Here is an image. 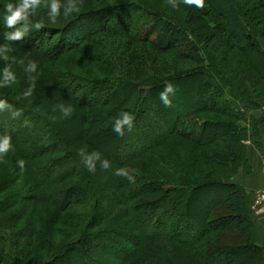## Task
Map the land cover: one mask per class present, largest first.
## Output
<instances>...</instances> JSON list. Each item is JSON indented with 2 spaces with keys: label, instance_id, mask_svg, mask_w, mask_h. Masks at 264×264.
I'll use <instances>...</instances> for the list:
<instances>
[{
  "label": "trees",
  "instance_id": "obj_1",
  "mask_svg": "<svg viewBox=\"0 0 264 264\" xmlns=\"http://www.w3.org/2000/svg\"><path fill=\"white\" fill-rule=\"evenodd\" d=\"M244 3L245 1L241 3L228 1L222 4L217 12L221 24L218 28L226 33L236 49L257 50L258 56L262 57L264 63V39H257L251 30L252 22L256 18L250 17L254 13L252 7L249 8L251 4ZM90 7L95 15L92 26L95 29L92 30L102 33L109 29L113 38L120 39L124 43L117 41V45L111 49L87 46V42L90 41L92 44L94 41L85 37L87 35L84 34L83 28H74L71 17L68 20L58 17L59 21L56 25L46 24L39 31L33 30L23 40L7 42L12 51L8 53L6 61L0 59V70L7 66L16 76L14 84L0 88V99L6 100L12 105L13 111L18 113L13 116L12 112L8 111L0 123V135L10 136L13 145V150L8 153L13 157L12 161L5 163L6 166H3L4 162L1 164L5 170L0 175V264L7 263V260H12L15 255L33 258L35 255L33 248L36 249L34 245L41 247L39 242L43 237L47 242L43 248H49L52 252L40 260L32 262L26 260L27 264H83L84 262L156 264L161 260L165 263L166 258H160V251L169 250L164 247L166 239L169 238L155 240L159 243V247L151 250L152 258L149 259L143 251L145 246L151 248L152 243L147 242L144 246L139 240L142 234L137 226H133V222L140 223L145 206L147 210L158 204L155 202L151 205L147 201V196L160 197L159 202H162L161 194L178 193L180 200L174 204V207L180 217L183 199L205 191L210 185L218 186L224 191L222 196L224 208L219 211L215 208L213 213L214 221L223 231L222 236L226 241L218 242L214 248L205 246L200 251H194L193 247L198 238L201 239L210 230L208 226L211 225H208L195 231L196 235L186 241L184 248L189 253L194 251L196 257H191L189 254H175L173 257L179 261V264H232L231 261L237 260L238 250L237 246L228 242L231 241L228 238L237 236L249 242L241 248V252H261V264H264V221H259L255 216L250 207V193L235 179L237 173H251L253 170L245 155L247 144L243 134L244 129L237 124V121H227L224 126L218 124L212 126L213 130L207 132L208 139L203 136L205 126H200L198 133L200 138L187 136L188 140L195 144L207 143L216 128H223L222 142L225 152L215 151L212 153V158L221 165L222 169H225L220 170L221 177L214 181L199 182L193 179L187 180L186 183L179 179H184L185 174L171 172L167 166L160 163L163 158L151 156L152 154L156 156V151L162 150V147L166 148L171 137L176 135V124L181 112L173 116L170 127L158 133L157 137L154 132H151L150 136L144 133L146 124L151 123L149 121L151 118L145 115V112L148 109L152 110L155 103L160 104L161 101L159 103L156 101L160 99L159 93L164 91L167 83H171L174 89L181 86L180 84L186 85L188 89L197 85L192 79V74L187 73L186 69L175 72L176 65L172 63L173 61L170 63L151 54L174 52L180 60L190 61L203 68L207 62L205 57L207 50L203 47L204 43H201L200 34L188 28L187 24L175 21L166 11L148 7L144 0H117L102 6L92 3ZM45 8L44 11L37 13L39 16L36 18L31 17L33 22L41 16L48 19L46 15L48 9ZM59 11L62 13L64 9ZM133 13L137 16H132ZM198 16L199 10L194 13V20ZM259 16L263 18L264 12ZM122 27L124 33H119L117 30ZM6 31L10 29L0 23V44L6 43L3 39ZM212 36H206L205 42L212 40ZM131 43L143 45L149 51L140 50ZM73 54L79 60L73 57ZM67 58L72 60L66 61ZM20 59L24 60L25 65L29 60L37 63V73L32 74L36 77L35 82L24 72V65L15 62ZM258 60L261 64L260 59ZM67 64L71 72L67 69L69 68L66 67ZM78 65L82 68L83 75L73 73V68L76 71L80 69ZM252 65L259 71L257 65ZM252 73L247 70H235L232 78L238 91H244L250 83H253L255 79ZM62 79L67 81L66 84L59 82ZM105 83L108 84L106 87L103 86ZM83 87L84 91L81 90ZM29 88L32 89V93L24 98L23 93ZM235 99L232 97L228 101L230 108L226 115L228 117L233 115L234 119H238L239 112L238 106L234 104ZM63 100L67 101V103L63 102V108L73 109L69 118L57 115L62 111L59 105ZM147 101L151 103L147 104ZM207 102L203 100L202 105L199 104L196 109L206 110ZM244 102L242 105L260 107L264 103V88L252 99ZM42 109L45 110L44 113ZM121 112H129L134 116L133 131L144 126L139 133L135 132L136 137L130 135L128 131L123 137L112 131L114 120ZM50 114L61 120L62 127L66 123L67 125L71 123L80 132L81 143L83 141L87 146L86 151L101 153L103 158L111 162V169H101L97 164L95 174L89 173L82 166L78 152L67 145L63 136L65 130L57 126ZM25 123L33 125L34 132L24 135L23 132L28 127L22 125ZM129 137H135L137 140L128 144L126 141ZM106 142H114L116 147L104 145ZM146 156H150L149 162L152 165L148 164L144 172L140 165L137 166L134 162ZM116 157L117 160L114 159ZM19 159L25 161L23 171L16 164ZM13 160H15L14 165H12ZM128 163L132 169L129 173L135 176L134 183L113 175L115 168L126 167ZM144 173L146 178L142 176ZM149 173L152 175L156 173L154 176L157 177H147ZM21 174L29 180L27 189L33 191L32 195L29 193L30 195L28 194L25 199L36 204L50 205L53 208L52 211L49 210L50 215L44 234L35 232L37 217L33 221L36 224L31 227L32 230L28 235L31 236L29 242L33 240L34 244L30 245L27 242L32 249H29L27 244L22 246L23 244L15 241L9 229L10 225H6L7 219H11L18 204L15 192L9 191L15 186L17 176ZM174 178L179 183L173 181ZM198 189L199 191H196ZM254 193L255 191L252 194L253 198ZM76 202L85 204L87 208L80 217L72 215L76 209L71 206L76 205ZM208 208L207 215L211 210ZM72 216L73 223H70ZM154 217L152 214L149 219L146 218L151 231H156L154 229L158 224ZM127 219L131 220V231L127 230ZM165 224L163 223L166 230L172 235L175 231L173 225ZM66 228H77L78 231L61 245L53 246L49 236L52 235L53 239V234L61 235ZM230 230H234V233L227 237ZM16 234L18 232H15ZM21 235L20 231L19 236ZM123 238L127 239L129 248L120 243L122 240L125 241ZM169 253L171 252L168 251L167 255H170ZM234 264L243 263L237 260Z\"/></svg>",
  "mask_w": 264,
  "mask_h": 264
},
{
  "label": "rangeland",
  "instance_id": "obj_2",
  "mask_svg": "<svg viewBox=\"0 0 264 264\" xmlns=\"http://www.w3.org/2000/svg\"><path fill=\"white\" fill-rule=\"evenodd\" d=\"M111 1L114 2L117 0H83L81 13L79 15L73 13L71 19L73 20V24L75 25L74 28H83L84 34L87 35L85 37L94 41V44H91L90 41L87 42V46L93 45V47L95 48L101 46L111 49V47L117 45V41H121L124 43V41L120 39L117 40L116 38H113L109 29L108 31L102 33H99L98 30H92L95 29L92 28L93 21L95 20V15L91 11L92 8L90 7V5L93 3L102 6L109 4ZM228 1H237L238 3H241V1H245V3L251 4L249 8L252 7L251 9H253L254 13H252L250 17L252 16L253 18L254 16V18H256L252 22L251 30L253 31L257 39H264V17L260 18L259 16L261 12H264V0H205V5L203 8H196L194 5L188 7L183 5L181 0H177V3L179 4V10L173 9L169 3V0H144V3L148 5V7H156L166 11L167 14L171 16V18H173L175 21H181L183 24H187V27L192 29V31L195 30L197 33H199L201 43H204L203 47H205V49L207 50L205 51L207 62L205 64V67L203 68L198 67L196 64L190 61L180 60L179 57L174 54V52L162 54L153 52L151 54L152 56L160 57V59H166L170 63L173 61L172 63L176 65V68H174L175 72L180 69H186L187 73L192 74V79L197 82V85L196 87L191 86L188 89L186 85L180 84L181 86H177L175 88L174 94L168 93V97L171 100L170 107L166 108L163 104V101L161 99H158L156 102L159 103L161 101L160 104L155 103V105L152 106V110L148 109L147 112H145V115L151 118L149 120L151 121V123L146 124L145 127L142 126V128H138L130 132V135H135V132L139 133V131H141V129H143L144 127L145 135L148 134L150 136L151 132H154L156 133L157 137L158 133H162L170 127V122L173 116L181 112L176 124V135L171 137L169 145L166 148L162 147L163 149L160 151H156V156L154 154L150 155L156 158H163V161L160 163L164 164V166H167L171 172L176 174L182 172L181 174H185L184 179H179L181 181H186V183H188V181H192L193 179L199 182L206 180L214 181L221 177V171L225 169H222L221 165H219V163L212 158V153L215 151L225 152L224 143L222 142L223 128H216V130L212 132L213 135L207 143L198 142V144H195L193 143V141L188 140L187 136H196V138H200L201 136L200 134H198L200 131V126H205L203 136L206 137V139L209 138L207 137V132L213 130L212 126H216L217 124L218 126H224L227 121L233 120H236L237 124L244 129L243 134L246 137L245 143L247 145H250V141L254 139V137H256V139H259L263 138L264 136V103L258 108L248 106L247 104L242 105V102L245 103L244 101H246L247 99H252L256 93L260 92V90L264 88V63L262 57L258 56L257 50L254 49L252 51H246L236 49L233 46L232 41L227 37L226 33L218 28L221 27V24L217 12L222 4ZM7 2H9V0H0V23L2 25H4L2 21L3 6ZM11 2H16V0H11ZM49 2L50 0H41V5L38 8L37 13L44 11L46 9V5ZM60 2L64 4L65 2H67V0H62ZM198 10L199 16L194 20V13H196ZM37 16L39 15L34 16L32 19L36 18ZM132 16L136 17L137 14L133 13ZM29 20H31V17H29ZM123 29L124 28L122 27L117 31L119 33H124ZM208 35L213 36L212 40L206 43V36ZM131 44L134 45V47L139 48L140 50H145L146 52L149 51L147 50V47H144L143 45H138L135 43ZM72 56L75 57V54H73ZM69 59L70 58H67L66 61L72 60ZM258 59H260L261 64H259ZM252 64L257 65L259 71L254 69ZM73 66L76 67V65ZM66 67H69V65ZM78 67L80 69H78L77 71L73 68V73L83 75L82 68L80 67V65H78ZM67 69L71 72L70 67ZM235 70H247L250 73L253 72L252 76L255 80L253 81V83H250L247 86V88L244 90L245 92L238 91L234 86L232 76L235 73ZM185 79L187 80V77ZM59 82L61 84H66L67 81L62 79ZM68 83L71 84V82ZM72 83L75 84V82ZM207 84H210V86ZM107 85V83L103 84V86L105 87ZM81 90L84 91L85 88L83 87ZM230 96L236 98L234 104L236 107L238 106V119H234L235 116L233 115L232 117H228L226 115L227 111H229L230 108V104L228 101L232 99V97L230 98ZM238 99H241L242 102ZM203 100L208 101L206 104L204 103L206 110L196 109L199 104L202 105ZM63 102L67 103V101L63 100L61 101L62 105ZM150 103L151 102L147 101V104ZM44 111L45 110L42 109L43 113ZM7 112V110L0 112V123L2 122V118L6 115ZM57 115H61V117H64L62 115V111H60ZM50 116H52V119L55 121L57 126H60L61 120L55 117L57 119L56 120L52 114H50ZM66 117L69 118V115ZM22 125L26 127L28 126L27 130L23 132L24 135H29L31 132H34L35 128L33 125H29L27 123ZM60 129L65 130L63 136L65 138V141L68 143L67 145H69V148H71L75 152H78L82 148L87 150L86 144L83 143V141L81 143L80 132H78L77 129H75L73 125H71V123H69V125H67L66 123V125H64L63 127L60 126ZM136 136L137 135H135V137ZM135 137H129L128 141L126 142L129 144L132 141H136L137 139ZM69 138H71L72 141ZM258 143L259 141H256V144ZM104 145L116 147L114 142H106ZM246 151L245 155L247 157ZM12 159L13 157L7 154V156H5L3 160V166H6L9 160L12 161ZM114 159L117 160L118 157ZM149 159L150 156H146L141 160H136L134 163H137V166L140 165L141 169L146 172L148 164H150ZM1 164L2 162H0V175L3 174L5 170L1 166ZM14 164L15 160H13L12 162V165ZM151 165L152 164H150V166ZM125 168H127L129 172L132 170L130 163H128ZM239 173H237V175ZM155 174L152 175L151 173H149L147 174V177L156 178L157 176H154ZM237 175L235 176V179H237ZM142 176L146 178L145 173ZM172 180L179 183V181L175 180V178ZM28 184L29 180L24 174L17 176L15 186H13L9 192H15V195H17L15 199H17L18 204L16 205V209H14L11 219H7L6 225H10L9 229L12 233V236L15 238V241L23 244L22 246L27 244L28 248L32 249L30 248L31 246L29 247V244L27 243L30 241L31 236H29L28 234L32 230L31 227H33L34 224L37 223L35 225V232L38 234H44L47 219L50 215L49 210L52 211L53 208H51L50 205L36 204L33 201L31 202L30 200H26V196L29 193H31V195L33 193V191L27 189ZM196 191H199V189ZM223 192L224 191L218 186L210 185V187H208L205 191L200 193L197 192L188 199L187 197L186 199L184 198L180 217L177 215L178 211H176V207H174V204L180 200L178 193L169 194L168 192H166L167 194H161V197L163 198L162 202H159L160 197L147 196V201L151 203V205H154L155 202L158 204L151 206L147 210V206H145L140 223L136 224L133 222V226H137L139 232L142 234V236H139V240L142 241L141 243L144 244V246L147 242L152 243L151 248H146L145 246L144 251L142 250L144 255H146L147 258L151 259L152 256L150 257V252H153L151 250L155 248L158 249L159 247V243H156L155 240H158L159 238L166 239L168 237L169 239H166L164 247H167V249H169L167 250V252L170 251L171 253H169L170 255H167V252L161 249L160 258H166V262L163 263L164 261L161 260L162 262H156V264H179V261L175 259L173 255L189 254L191 257H196V254L194 253L195 250L200 251L205 246L214 248L215 246H217L218 242L226 241V239H224V237L222 236L224 234L223 231L219 227H217L216 222L214 221L215 214L213 213L215 208H217L218 211L219 209L222 210L224 208V205L222 203ZM76 203L78 204V202ZM77 204L71 206L76 209L72 215L80 217L87 210V208L85 207V204V206L83 204ZM207 207L211 209V213L209 212L208 215L206 214ZM151 213L154 214V218H156L158 222L156 229H154L156 231L149 230V221L146 220V218L149 219L150 216H152ZM73 216L70 223H73ZM36 217L37 221L36 223H34L33 221L36 219ZM130 219L126 220L128 222V231H131L130 229L132 227ZM258 220L261 221L260 219ZM163 223H166L165 225H173L175 231L172 235L169 234ZM207 226L210 230H208L207 233L204 234V237H202L201 239L198 238V241L195 242L193 247L194 251H192V253L190 252V254L187 249L184 248L186 247V241L189 240L190 237L196 235L195 231H199L203 227L205 228ZM20 231L22 234L21 236H19ZM77 231V228H66L63 234H53V239L52 235H50L49 239L51 241V244H54L53 246H59L65 240L77 233ZM15 232H18V234L15 235ZM232 233H234V230H230V233H227V237L231 236ZM38 237L42 238L41 236ZM228 239H231V241H228L231 243V245L237 246L236 248L238 250V262H242L243 264L262 263L261 252H241V248L249 243L245 239L237 236H235V238L234 236L229 237ZM126 242H128L127 239L125 241L122 240L120 243L129 248L130 244ZM39 243L41 244V247L34 245L36 249L33 248V251L36 256L33 255V258L31 256L24 257L23 255L21 257H19V255L18 257H16L15 255V258H13L12 260H7V263L3 264H27L26 260H28V262H32L33 260L43 259L46 255L50 254L52 250H50L49 248V250L43 248L45 245H47L44 237L40 240ZM31 244H34L33 240L30 245ZM236 261H231V263L234 264ZM83 264L92 263L84 262Z\"/></svg>",
  "mask_w": 264,
  "mask_h": 264
},
{
  "label": "clouds",
  "instance_id": "obj_3",
  "mask_svg": "<svg viewBox=\"0 0 264 264\" xmlns=\"http://www.w3.org/2000/svg\"><path fill=\"white\" fill-rule=\"evenodd\" d=\"M183 5L191 7L195 6L196 8H203L205 5V0H181ZM169 3L173 9L179 10V4L177 0H169ZM83 0H67V3L62 4L60 0H50L46 5L48 11L46 13L48 19H45V16H41L38 20L33 22L29 20V17H34L37 15V10L41 5V0H16V2L5 3L3 6L2 21L7 29L3 35L4 41L6 43L0 44V59L7 60L8 53L12 51L10 44L7 42H14L23 40L28 36L33 30L39 31L44 28L46 24L56 25L59 19L63 18L68 20L72 17L73 13L79 15L82 10ZM64 9L61 13L59 10ZM59 17V19H58ZM24 21V23H21ZM18 65H24V72L29 75V78L35 82L36 77L33 76V73H37L38 65L35 61L29 60L25 65L23 59L15 61ZM16 82L15 74L10 70L9 67H4L0 70V88H6L11 86ZM32 93V89L29 88L23 93V97L27 98ZM168 93H175L174 86L171 83H167L163 92L159 93L160 99L163 101L164 106L170 107L171 100L168 97ZM62 109V115L64 117L68 116L72 111V107L63 108V105H59ZM10 111L13 116L18 113L13 111L12 105H10L6 100L0 99V112ZM134 116L129 112H121L114 120L112 125V131L118 136L123 137L125 132H131L133 129ZM13 150V145L11 143V137L8 135H0V162H3L5 156ZM78 156L81 160L82 166L89 172L95 174L97 169V164L99 167L104 170L111 169V162L103 158L101 153L93 151L87 152L85 149H80L78 151ZM17 166L21 171L25 169V161L19 159L16 161ZM113 175L117 177L126 178L130 183L135 182V176L130 174L128 169L125 167L115 168Z\"/></svg>",
  "mask_w": 264,
  "mask_h": 264
},
{
  "label": "crops",
  "instance_id": "obj_4",
  "mask_svg": "<svg viewBox=\"0 0 264 264\" xmlns=\"http://www.w3.org/2000/svg\"><path fill=\"white\" fill-rule=\"evenodd\" d=\"M256 141L259 143L256 144ZM250 142V145H247L246 154L248 163L253 170L251 173H239L236 181L250 193V207L253 210V191L264 188V136L259 139L254 137Z\"/></svg>",
  "mask_w": 264,
  "mask_h": 264
},
{
  "label": "built area",
  "instance_id": "obj_5",
  "mask_svg": "<svg viewBox=\"0 0 264 264\" xmlns=\"http://www.w3.org/2000/svg\"><path fill=\"white\" fill-rule=\"evenodd\" d=\"M254 195L253 212L258 219L264 221V188L256 190Z\"/></svg>",
  "mask_w": 264,
  "mask_h": 264
}]
</instances>
